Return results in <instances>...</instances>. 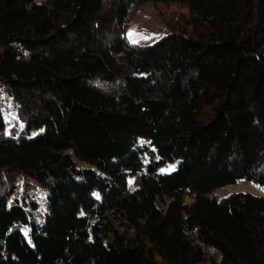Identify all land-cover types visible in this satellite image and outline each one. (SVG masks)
<instances>
[{"label": "trees", "instance_id": "obj_1", "mask_svg": "<svg viewBox=\"0 0 264 264\" xmlns=\"http://www.w3.org/2000/svg\"><path fill=\"white\" fill-rule=\"evenodd\" d=\"M146 3L187 13L138 45ZM242 181L264 0H0V264H264V197L210 198Z\"/></svg>", "mask_w": 264, "mask_h": 264}, {"label": "rangeland", "instance_id": "obj_2", "mask_svg": "<svg viewBox=\"0 0 264 264\" xmlns=\"http://www.w3.org/2000/svg\"><path fill=\"white\" fill-rule=\"evenodd\" d=\"M187 12L178 5H163L146 3L131 12L126 34L130 42L138 45H149L155 40L166 35L171 23H175ZM175 168V165L174 167ZM139 180L135 181V185ZM232 193H248L258 197H264V187L242 181L225 186L210 194V198L221 199ZM188 202L191 200L188 199Z\"/></svg>", "mask_w": 264, "mask_h": 264}]
</instances>
